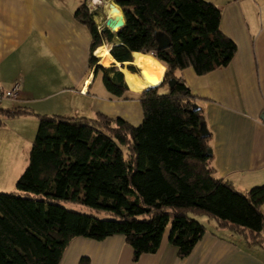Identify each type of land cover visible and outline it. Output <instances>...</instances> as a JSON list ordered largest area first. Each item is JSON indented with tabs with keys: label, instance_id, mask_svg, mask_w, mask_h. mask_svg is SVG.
Instances as JSON below:
<instances>
[{
	"label": "trees",
	"instance_id": "1",
	"mask_svg": "<svg viewBox=\"0 0 264 264\" xmlns=\"http://www.w3.org/2000/svg\"><path fill=\"white\" fill-rule=\"evenodd\" d=\"M114 1L125 19L115 33L98 31L85 0L75 11V20L90 34L91 49L116 39L109 51L116 62L141 53L161 63L164 80L134 94L142 111L138 126L100 113L94 119L35 115L37 133L17 192H0V264H59L72 240L116 235L123 236L136 262L159 250L167 230L168 243L185 258L206 231L190 215L213 219L218 228L264 250V186L242 193L216 175L213 157L207 156L211 134L202 138L199 132L203 108L177 74L192 68L204 75L229 65L237 47L219 29L220 11L205 0ZM157 34L170 45L158 49ZM97 62L91 56L90 66ZM95 69L111 96L130 93L115 67ZM22 114L30 113L9 116ZM78 264L90 259L81 257Z\"/></svg>",
	"mask_w": 264,
	"mask_h": 264
},
{
	"label": "crops",
	"instance_id": "2",
	"mask_svg": "<svg viewBox=\"0 0 264 264\" xmlns=\"http://www.w3.org/2000/svg\"><path fill=\"white\" fill-rule=\"evenodd\" d=\"M83 1L0 0V84L9 89L21 83L19 98L5 99L0 110V191L13 192L27 167L38 128L35 115L94 119L100 113L133 126L142 122L134 95L140 92L128 88L125 98H114L95 72L100 58L91 49L88 30L74 18ZM85 1L90 5L92 0ZM205 1L220 11L219 29L237 50L226 67L204 75L192 68L177 74L203 108L216 175L246 193L264 186V0ZM116 42L104 46L110 51ZM91 56L98 59L93 67ZM16 112L30 114L9 116ZM204 227L205 234L185 258L168 243L167 230L159 250L136 262L123 236L116 235L103 241L72 240L59 264H78L81 257L90 264H264L262 247L248 245L242 235L218 228L215 221Z\"/></svg>",
	"mask_w": 264,
	"mask_h": 264
},
{
	"label": "bare ground",
	"instance_id": "3",
	"mask_svg": "<svg viewBox=\"0 0 264 264\" xmlns=\"http://www.w3.org/2000/svg\"><path fill=\"white\" fill-rule=\"evenodd\" d=\"M113 8H115V10H113ZM106 10V17L109 19V24H111L109 28L114 31L118 26L117 23L123 21L121 9L114 3H108L106 4ZM119 26H122V23ZM95 55L100 58L99 63L104 67H109L112 62H115L117 66L119 65V63L109 55L108 46L106 45L98 47L95 51ZM131 64L139 69V75L137 77L127 68H120V71L124 75L125 83L131 91L142 92L147 88L157 86L162 81V66L155 63L152 59L147 58L145 55L137 52L132 53Z\"/></svg>",
	"mask_w": 264,
	"mask_h": 264
},
{
	"label": "rangeland",
	"instance_id": "4",
	"mask_svg": "<svg viewBox=\"0 0 264 264\" xmlns=\"http://www.w3.org/2000/svg\"><path fill=\"white\" fill-rule=\"evenodd\" d=\"M103 4H98V5H95V4H93V3H95L96 1H91V4L89 5V3H86V6H87V9H88V13H89V9H90V11L92 12H90L89 14H91V15H96L95 17H93L92 19H93V21H94V23L97 25V23H98V25H100L101 27H103V29H105L104 28V24H103V21L105 20V18H106V14H107V10L105 9V5L106 4H108V3H114V4H116L115 3V1L114 0H100ZM105 2H107V3H105ZM105 4V5H104ZM93 9H95V10H93ZM115 33V32H114ZM112 43H113V41H112ZM104 44V43H103ZM106 44V43H105ZM111 44V43H110ZM98 60V59H97ZM101 66V65H100ZM103 67V66H102ZM124 68V67H123ZM164 73H165V68H164ZM133 75H135L136 77L139 75V73L137 74V73H133ZM2 180V178H0V181ZM5 184L6 183H4L3 185H2V188H7V187H5ZM14 191L13 192H17V190H16V188L14 187ZM0 192H4V191H0ZM10 193L9 191H6L5 193ZM62 206H64L65 208H67V209H72V210H75V211H77V212H80V213H84V214H89V215H92V216H94V217H96V218H100V219H103V218H108V216L105 214V213H103V212H96V211H94V210H91V209H89V208H87V207H84V206H81V205H77V204H72V203H62ZM194 220H196L198 223H200V224H206V222H210L211 224L212 223H214V220L213 219H209V218H207V217H204V216H196V215H190Z\"/></svg>",
	"mask_w": 264,
	"mask_h": 264
},
{
	"label": "water",
	"instance_id": "5",
	"mask_svg": "<svg viewBox=\"0 0 264 264\" xmlns=\"http://www.w3.org/2000/svg\"><path fill=\"white\" fill-rule=\"evenodd\" d=\"M117 5V4H116ZM118 6V5H117ZM119 7V6H118ZM120 8V7H119ZM113 10H115V8H113ZM122 12V11H121ZM122 15H123V13H122ZM121 23H122V26H119V25H121ZM103 24H104V28L105 29H107V30H109L110 32H112V33H114V32H117V31H119L120 29H122L123 27H124V25H125V19H124V16H123V21H119L118 23H117V28L114 30V31H112L110 28H109V25H111V24H109V19L106 17L105 18V20L103 21ZM156 40H157V43H158V49H161V48H165V47H168L169 45H170V42H169V40L166 38V37H164L162 34H157V36H156ZM131 61H132V57H131ZM130 61V62H131ZM126 63V62H125ZM129 63V62H128ZM100 66V65H99ZM111 67H115L118 71H120V68L121 67H127V69L129 70V71H131V72H138V69L136 68V67H134L133 65H130V64H127V65H125L124 63H119V65L117 66V65H115V63H113V65H111ZM130 68H132L133 70H130ZM121 72V71H120ZM163 80H164V77H163V79H162V81L157 85V86H159V85H161L162 84V82H163ZM174 80H171V81H169V86L170 87H172L173 85H174ZM157 86H153V87H150V88H154V87H157ZM150 88H147V89H145L144 91H146V90H148V89H150ZM143 92V91H142ZM261 119H263L264 120V116L263 117H261ZM199 132H200V135H201V137L202 138H207L208 137V130H207V128H206V126L205 125H202L201 127H200V129H199ZM207 156L208 157H211L212 156V153H211V149H207Z\"/></svg>",
	"mask_w": 264,
	"mask_h": 264
},
{
	"label": "built area",
	"instance_id": "6",
	"mask_svg": "<svg viewBox=\"0 0 264 264\" xmlns=\"http://www.w3.org/2000/svg\"><path fill=\"white\" fill-rule=\"evenodd\" d=\"M90 9H89V13H90ZM92 13V12H91ZM96 15H94L93 17H95ZM97 29L99 32H101L103 30V27H101L100 25L97 24ZM21 90V83L19 81H16L13 83V85L9 88V89H4L1 84H0V110L2 107V102L5 99H9V100H16L19 98V93ZM4 125V120L1 118L0 116V127Z\"/></svg>",
	"mask_w": 264,
	"mask_h": 264
}]
</instances>
